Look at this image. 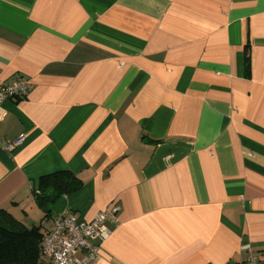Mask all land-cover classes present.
<instances>
[{
  "label": "crops",
  "instance_id": "crops-1",
  "mask_svg": "<svg viewBox=\"0 0 264 264\" xmlns=\"http://www.w3.org/2000/svg\"><path fill=\"white\" fill-rule=\"evenodd\" d=\"M17 78L0 209L25 227L117 205L92 264L264 254V0H0V82ZM57 171L83 186L39 209Z\"/></svg>",
  "mask_w": 264,
  "mask_h": 264
},
{
  "label": "built area",
  "instance_id": "built-area-1",
  "mask_svg": "<svg viewBox=\"0 0 264 264\" xmlns=\"http://www.w3.org/2000/svg\"><path fill=\"white\" fill-rule=\"evenodd\" d=\"M30 90V82L17 78L11 82H0V106L7 100L24 99ZM16 144L5 145L13 150ZM119 206L111 205L85 221L76 214L63 211L58 213L52 228L43 236L40 243V264H92L97 256L99 245L110 235L111 230L105 225L107 221L117 222ZM246 264H261L264 254L253 255L249 246H245Z\"/></svg>",
  "mask_w": 264,
  "mask_h": 264
},
{
  "label": "trees",
  "instance_id": "trees-1",
  "mask_svg": "<svg viewBox=\"0 0 264 264\" xmlns=\"http://www.w3.org/2000/svg\"><path fill=\"white\" fill-rule=\"evenodd\" d=\"M248 58H245V69ZM83 184L70 171H57L41 176L32 197L39 209L54 204L58 199L79 191ZM49 213L45 212L44 218ZM43 234L39 227H25L13 216L0 209V264H40V243Z\"/></svg>",
  "mask_w": 264,
  "mask_h": 264
},
{
  "label": "rangeland",
  "instance_id": "rangeland-1",
  "mask_svg": "<svg viewBox=\"0 0 264 264\" xmlns=\"http://www.w3.org/2000/svg\"><path fill=\"white\" fill-rule=\"evenodd\" d=\"M44 220V219H43ZM42 222V218H40V220L38 221V222H36V223H41ZM44 222V221H43ZM46 222H44V224H45ZM47 224V223H46ZM34 225V224H33ZM35 225H39V224H35Z\"/></svg>",
  "mask_w": 264,
  "mask_h": 264
}]
</instances>
